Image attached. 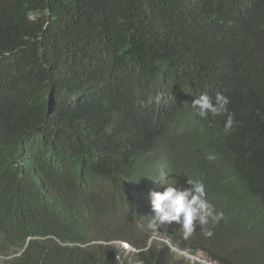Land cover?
Listing matches in <instances>:
<instances>
[{
	"label": "trees",
	"instance_id": "obj_1",
	"mask_svg": "<svg viewBox=\"0 0 264 264\" xmlns=\"http://www.w3.org/2000/svg\"><path fill=\"white\" fill-rule=\"evenodd\" d=\"M203 92L229 98L232 130L191 109ZM187 180L222 219L187 239L150 229L149 193ZM1 250L8 264H264V0H0Z\"/></svg>",
	"mask_w": 264,
	"mask_h": 264
},
{
	"label": "clouds",
	"instance_id": "obj_2",
	"mask_svg": "<svg viewBox=\"0 0 264 264\" xmlns=\"http://www.w3.org/2000/svg\"><path fill=\"white\" fill-rule=\"evenodd\" d=\"M229 104V98L222 93H216L213 99L206 92H203L195 96L190 107L196 115L205 120L209 116L215 117L227 114L224 130L229 131L233 129L235 123L233 115L228 112ZM214 158L213 156L209 157V159ZM176 185L177 181L175 184L166 185L162 183L163 191H151L149 193V201L154 213L149 223L150 229L158 231L160 226L175 222L180 225L183 236L187 239L193 235L197 226L202 228L209 225L210 222L215 224L222 219L223 213L217 211L215 206L207 199L205 184L202 181L187 180L189 187L186 188L177 187ZM204 235L210 237L213 233L211 230L206 229ZM115 244L117 246L120 244L122 249L128 251V253L134 252V249L125 242H115ZM124 245L129 246V249H124ZM2 253L8 254L9 252L1 250L0 255L4 256ZM180 256L189 263L204 264V260L201 261L196 256L193 257L184 253H181ZM8 257L13 258L12 255ZM137 264H143V262L137 261Z\"/></svg>",
	"mask_w": 264,
	"mask_h": 264
},
{
	"label": "rangeland",
	"instance_id": "obj_3",
	"mask_svg": "<svg viewBox=\"0 0 264 264\" xmlns=\"http://www.w3.org/2000/svg\"><path fill=\"white\" fill-rule=\"evenodd\" d=\"M120 227V224L119 223H111L109 226H108V228L107 227H105V231H104V227H102V233L104 232V234L105 235H108V236H114V237H121V236H123V234H124V232H125V229L123 228L122 229V232H120V230H117V228H119ZM112 234V235H111ZM113 244H115V243H113ZM116 245V244H115ZM116 247H118V249L120 250V249H122V246H120V244H118V246L116 245ZM129 247V246H128ZM128 247H126L125 245H124V249H126V248H128ZM129 249V248H128ZM120 251H122L123 253H122V255L123 256H126L127 255V253H128V251H125V250H120ZM131 251H132V249H131ZM196 257L199 259V260H201V261H203V258L201 257V256H199V255H196ZM10 258L11 257H4V256H1L0 255V264H8L7 263V261L9 262L10 261Z\"/></svg>",
	"mask_w": 264,
	"mask_h": 264
}]
</instances>
